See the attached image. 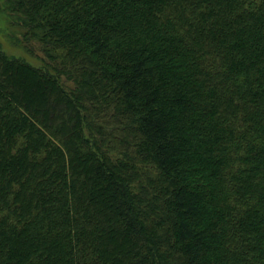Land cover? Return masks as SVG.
Returning <instances> with one entry per match:
<instances>
[{"label": "trees", "instance_id": "16d2710c", "mask_svg": "<svg viewBox=\"0 0 264 264\" xmlns=\"http://www.w3.org/2000/svg\"><path fill=\"white\" fill-rule=\"evenodd\" d=\"M0 2V264H264V0Z\"/></svg>", "mask_w": 264, "mask_h": 264}, {"label": "rangeland", "instance_id": "374dc122", "mask_svg": "<svg viewBox=\"0 0 264 264\" xmlns=\"http://www.w3.org/2000/svg\"><path fill=\"white\" fill-rule=\"evenodd\" d=\"M0 6V43L2 48L8 54L26 57L34 64H40L41 62L37 59L36 55L26 48L21 36L23 31L22 26L13 24L11 22L12 18L9 13L4 10L2 3Z\"/></svg>", "mask_w": 264, "mask_h": 264}]
</instances>
